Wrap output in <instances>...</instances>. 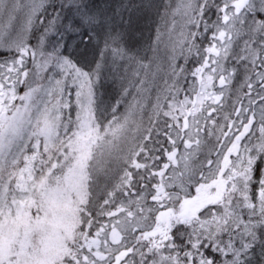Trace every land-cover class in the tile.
Instances as JSON below:
<instances>
[{
	"label": "snow or ice",
	"instance_id": "obj_1",
	"mask_svg": "<svg viewBox=\"0 0 264 264\" xmlns=\"http://www.w3.org/2000/svg\"><path fill=\"white\" fill-rule=\"evenodd\" d=\"M162 7L0 0V264H264V0Z\"/></svg>",
	"mask_w": 264,
	"mask_h": 264
},
{
	"label": "trees",
	"instance_id": "obj_2",
	"mask_svg": "<svg viewBox=\"0 0 264 264\" xmlns=\"http://www.w3.org/2000/svg\"><path fill=\"white\" fill-rule=\"evenodd\" d=\"M127 6V11L123 9L118 10L115 12L116 15V23L120 24L123 23L125 28L128 27L129 20L132 21L133 29H132V39L133 43H136V48L138 49H146L147 45L155 39V34L158 27H161V22H157L154 20L153 16L156 12H160L161 10V3H164L165 0H150L149 2H141V0H123ZM102 2H106L107 6L110 8L116 7V0H96V3L99 5ZM143 15L144 18L137 20L134 19V15ZM112 15V12L109 13ZM154 35V36H153ZM67 42L70 44L78 43L79 41H84L81 44L80 51H83L85 47H88L87 38L84 36H73L71 39L66 38ZM74 44V45H75ZM71 50V49H70ZM91 59V55L88 57ZM112 75L110 73H106V78L102 81V84L106 81H110V77ZM101 84V85H102ZM119 92V91H118ZM100 93V91H99ZM100 100L103 105L106 106V100L101 96L100 93ZM116 103V102H114ZM113 103V104H114ZM123 110V109H121ZM259 253H257V257ZM253 264H258L257 258H253Z\"/></svg>",
	"mask_w": 264,
	"mask_h": 264
},
{
	"label": "bare ground",
	"instance_id": "obj_3",
	"mask_svg": "<svg viewBox=\"0 0 264 264\" xmlns=\"http://www.w3.org/2000/svg\"><path fill=\"white\" fill-rule=\"evenodd\" d=\"M116 1H117L115 3L116 4V7H113V8L108 7L106 2H102L101 4H99V6L101 8H104V9H114L116 11L123 9L121 7V4L124 5L125 4V1H123V0H116ZM149 1L150 0H141V2H144V3L145 2L147 3ZM168 3H169V0H165L164 3H161V9H160L161 11L160 12H156L155 15L153 16V18H154L155 21L160 22V15L164 11L162 5L163 4H168ZM142 18H144V16L141 15V14L140 15H138V14L137 15H134V19L140 20ZM74 44L75 43H73V45ZM110 78H111L110 81L104 82L100 86V88H99V91L101 93V96L106 100V106L111 105L114 102H116L118 99H120V97L118 95L119 85L117 83H114V80H113V77L112 76Z\"/></svg>",
	"mask_w": 264,
	"mask_h": 264
}]
</instances>
